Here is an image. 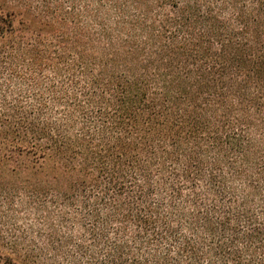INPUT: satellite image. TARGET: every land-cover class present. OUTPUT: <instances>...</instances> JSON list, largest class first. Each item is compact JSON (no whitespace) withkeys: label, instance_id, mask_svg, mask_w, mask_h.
<instances>
[{"label":"trees","instance_id":"16d2710c","mask_svg":"<svg viewBox=\"0 0 264 264\" xmlns=\"http://www.w3.org/2000/svg\"><path fill=\"white\" fill-rule=\"evenodd\" d=\"M5 197L0 264H264V0H0Z\"/></svg>","mask_w":264,"mask_h":264},{"label":"rangeland","instance_id":"374dc122","mask_svg":"<svg viewBox=\"0 0 264 264\" xmlns=\"http://www.w3.org/2000/svg\"><path fill=\"white\" fill-rule=\"evenodd\" d=\"M15 207L18 208V206ZM30 223L31 220L24 217L20 211L9 216L6 208V197L0 198V237L2 238L0 249L6 251V233H10V231L22 232L25 225ZM32 223H34V221Z\"/></svg>","mask_w":264,"mask_h":264}]
</instances>
